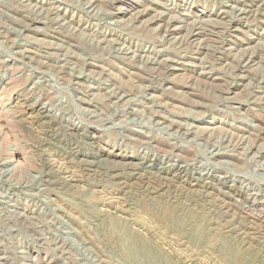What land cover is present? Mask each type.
<instances>
[{"label": "rangeland", "instance_id": "1", "mask_svg": "<svg viewBox=\"0 0 264 264\" xmlns=\"http://www.w3.org/2000/svg\"><path fill=\"white\" fill-rule=\"evenodd\" d=\"M0 264H264V0H0Z\"/></svg>", "mask_w": 264, "mask_h": 264}, {"label": "bare ground", "instance_id": "2", "mask_svg": "<svg viewBox=\"0 0 264 264\" xmlns=\"http://www.w3.org/2000/svg\"><path fill=\"white\" fill-rule=\"evenodd\" d=\"M173 28H174V27H173ZM39 111H40V110H39ZM39 111H38V112H39ZM39 114H40V113H39ZM36 115H37V114H36ZM34 118H35V117H34ZM167 170H168V169H167ZM76 178H77V177H76ZM146 183H147V182H146ZM154 188H155V187H154ZM157 189H158V188H157ZM153 190H154V189H153Z\"/></svg>", "mask_w": 264, "mask_h": 264}]
</instances>
